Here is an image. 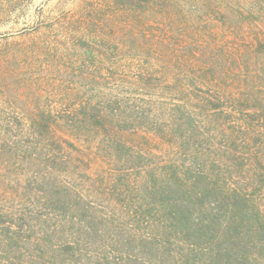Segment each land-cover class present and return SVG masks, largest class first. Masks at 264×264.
<instances>
[{"label": "rangeland", "instance_id": "obj_1", "mask_svg": "<svg viewBox=\"0 0 264 264\" xmlns=\"http://www.w3.org/2000/svg\"><path fill=\"white\" fill-rule=\"evenodd\" d=\"M133 2L0 0L2 208H48L34 179L36 171L49 172L45 165L59 182L70 179L61 166L63 152L53 154L46 136L70 140L75 135L73 142L90 164L83 166L85 173L104 171L106 165L95 154L100 156L98 144L105 133L75 127L86 118L109 121L118 106L115 122L123 135L132 137L131 145L177 165L195 158L179 145L188 130L196 143L214 131L215 123L205 122L214 111L196 113L203 105L220 104L222 120H236L231 114H237L231 109L235 104L224 96L237 100L244 93L251 104L258 100L256 111L264 110V0ZM247 58L256 61L248 69ZM133 109L144 119L135 117ZM186 112L195 114L197 124L191 129L180 127L188 122ZM171 122L178 124L173 131ZM260 130L264 133V125ZM25 155L43 161L29 162ZM118 219L122 229L135 230L125 211ZM97 245L75 253H38L35 247L6 252L0 245V264H132L128 257H151L133 248Z\"/></svg>", "mask_w": 264, "mask_h": 264}, {"label": "trees", "instance_id": "obj_2", "mask_svg": "<svg viewBox=\"0 0 264 264\" xmlns=\"http://www.w3.org/2000/svg\"><path fill=\"white\" fill-rule=\"evenodd\" d=\"M254 62L247 58L243 63L248 69ZM224 98L235 104L231 109L237 114H231L237 119L222 120L220 104L207 98L211 106L203 105L196 113L213 110L215 115L205 122L215 123L214 131H206L196 143L188 130L190 134L179 145L188 148L187 154L194 152L195 158L181 165L131 145L128 139L132 137L123 135L115 122L119 106L109 121L86 118L83 126L75 127L76 131L90 128L106 135L98 144L100 156L95 154L106 168L96 175L85 173L84 167L90 164L73 142L75 135L70 140L46 136L45 145L53 154L63 152L61 166L70 179L59 182L55 171L45 165L49 172L36 171L34 179L42 187L48 208L39 204L0 206L4 251L35 247L38 253H75L77 248L99 243L151 256L147 260L128 257L132 264H264V133L260 130L264 110L256 111L258 100L251 104L244 93L237 100ZM137 111L133 109L135 117L144 119ZM184 115L190 124L184 121L181 128L197 124L195 114ZM126 120L136 123L131 116ZM222 121L228 123L227 130L222 129ZM176 126L177 122L168 125L171 131ZM51 157L55 159L52 155L47 159ZM25 158L33 163L43 161L33 155ZM89 198L93 201L86 202ZM123 211L136 224L135 230L119 225L117 214Z\"/></svg>", "mask_w": 264, "mask_h": 264}]
</instances>
